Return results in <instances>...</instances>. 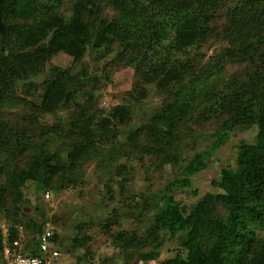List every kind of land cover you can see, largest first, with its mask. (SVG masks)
I'll list each match as a JSON object with an SVG mask.
<instances>
[{
  "label": "trees",
  "instance_id": "trees-1",
  "mask_svg": "<svg viewBox=\"0 0 264 264\" xmlns=\"http://www.w3.org/2000/svg\"><path fill=\"white\" fill-rule=\"evenodd\" d=\"M0 12V173L20 202L41 184L76 191L92 165L107 174L97 207L76 211L75 232L54 228V245L74 264H145L172 238V254L153 264H264V0H0ZM90 65L91 81L79 80ZM247 128L252 151L213 181L223 191L183 202L168 186L155 194L163 205L128 201L125 173L137 165L178 168L179 188L199 194V133L216 148ZM111 184L119 201L97 215ZM41 193L38 221L0 187V264L20 234L19 249L43 257L52 213ZM128 247L139 255H123Z\"/></svg>",
  "mask_w": 264,
  "mask_h": 264
},
{
  "label": "rangeland",
  "instance_id": "rangeland-1",
  "mask_svg": "<svg viewBox=\"0 0 264 264\" xmlns=\"http://www.w3.org/2000/svg\"><path fill=\"white\" fill-rule=\"evenodd\" d=\"M90 66L88 67V69L82 71V75L78 77L79 80H82L84 82L91 81L92 78L90 72L93 73L92 68L94 67V65H92L91 67ZM97 73L98 72H95V74ZM127 83L128 86L124 87L123 85L122 89H118L117 86L115 87L114 85L110 84L109 90H121L120 92H125L132 86L131 83ZM256 131L257 130L255 128H247L244 129V131H240L241 133H231L230 136L221 141L216 148H213V141L215 139V136H213L211 133L206 134L207 132L199 133V139L197 138V143L193 154L204 152L202 155V159L200 160V164H202L204 161V165L202 167L201 165H197L196 162H193V165L196 167V174L191 178L192 186L198 188V190L200 191L199 194L189 192L192 190V187H188L186 189L187 191H184L182 187L179 188V186L175 183L176 177L180 175V171L178 168H175L176 171L172 168L166 170H157L153 168V165H137L135 170L129 169L127 173H125V175L130 173L125 183L126 190H128L125 195H129L127 197L128 201H133L134 196L144 195L145 198H156V201H158L160 205H163V197H157L155 194H157V191L168 192V186L172 187V192L176 191V195L183 202L196 201L198 197L204 195L209 191H223L221 188L214 186L213 181H215L216 179H220V175L222 174L224 168L231 170V168H229L230 166H232L231 164H233V167L237 165L236 163L238 162V160L240 161L242 157L245 156V153L248 152V149L252 151L253 143L255 142L257 136ZM2 157L3 154H0V166L3 164ZM101 170L102 169L96 168V166L94 165L90 166L87 173V183L83 187L76 188V191L72 189L71 191L64 192L56 189V187H50L49 185H39L38 190L49 193V197H46H48V199L50 200L51 206L47 207V209L50 213H52L51 217L52 215H57V218L53 220L51 219L46 223L47 226L50 224L53 225L54 228L61 229L64 227V225L71 222V232H75L77 229H79L82 224V220L76 217V211L78 209H82L83 206H87V208L91 207L90 209H94L98 205L97 201L101 200L102 195L100 197H97V195L94 194L95 184L104 182L107 178V174L102 172ZM14 175L18 176V173L15 172ZM10 181V176L7 177L5 173H0V187L3 188L4 186L8 191V205L11 207L14 206L13 208L21 205L25 207V210L31 217H33L35 220L42 221V216L35 208V205L37 206V203L43 205L44 198L41 191L37 195H34V192L28 190V192H26L27 194L25 193V196H27L28 198L30 197L32 199V202H20L18 200V189L15 188ZM117 187V184H111L109 188H105V195L103 196L106 200H111V203L108 206L96 210L97 215L100 214L101 216V213H107L109 209L112 210L113 208H115L116 203L119 201L118 196L116 195V193H114V190H116ZM153 195L154 197L152 198ZM104 198H102V200H104ZM121 199L124 198L122 197ZM63 204L66 206L65 208ZM94 216L92 217V219H94L95 222L96 218H94ZM56 221L62 222L63 224ZM95 232V238H98V233L97 231ZM174 243L175 240H173L172 238L166 240L163 246L158 250L159 252L157 258L162 255H171L172 246L174 245ZM108 249L113 250L114 248H112L111 245ZM123 255L136 257L139 255V252L137 250L133 251V247H128L124 250ZM188 256L190 258H194V255L191 253L188 254ZM58 257L59 259L55 260V264H74L75 256L73 251L63 250ZM151 258H153L152 253L145 254L143 258L145 260V264H153L155 263V260L157 261V258H155L154 260H152ZM113 259L115 261V264H119V258L114 255Z\"/></svg>",
  "mask_w": 264,
  "mask_h": 264
},
{
  "label": "built area",
  "instance_id": "built-area-1",
  "mask_svg": "<svg viewBox=\"0 0 264 264\" xmlns=\"http://www.w3.org/2000/svg\"><path fill=\"white\" fill-rule=\"evenodd\" d=\"M47 230L43 233L41 243V250L43 251V257L34 256L29 252H23L19 249L20 238H16L12 241V244H7L5 247V253L9 257L8 264H51L52 257L60 254L59 248L52 243L50 236L53 234V225H48ZM22 229L23 227L20 226ZM23 231V230H22ZM21 231V232H22Z\"/></svg>",
  "mask_w": 264,
  "mask_h": 264
},
{
  "label": "clouds",
  "instance_id": "clouds-1",
  "mask_svg": "<svg viewBox=\"0 0 264 264\" xmlns=\"http://www.w3.org/2000/svg\"><path fill=\"white\" fill-rule=\"evenodd\" d=\"M56 246H57V245H56ZM57 247H58V246H57ZM59 250H60V254H61V253H62V250H61V249H59ZM60 254H59V255H60ZM59 255H57L56 257H55V256L52 257V263H51V264H55V260L59 259V257H58Z\"/></svg>",
  "mask_w": 264,
  "mask_h": 264
},
{
  "label": "water",
  "instance_id": "water-1",
  "mask_svg": "<svg viewBox=\"0 0 264 264\" xmlns=\"http://www.w3.org/2000/svg\"><path fill=\"white\" fill-rule=\"evenodd\" d=\"M0 21H1V12H0ZM55 218H57V215H52L51 219L53 220Z\"/></svg>",
  "mask_w": 264,
  "mask_h": 264
}]
</instances>
